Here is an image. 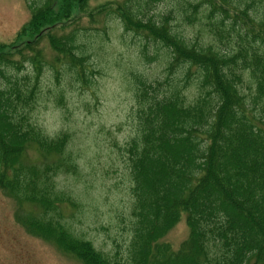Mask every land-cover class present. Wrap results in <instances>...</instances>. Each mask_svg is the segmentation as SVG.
I'll use <instances>...</instances> for the list:
<instances>
[{"label": "trees", "instance_id": "1", "mask_svg": "<svg viewBox=\"0 0 264 264\" xmlns=\"http://www.w3.org/2000/svg\"><path fill=\"white\" fill-rule=\"evenodd\" d=\"M91 1L30 2L31 19L16 40L29 41L0 43V190L17 201L19 220L82 264H122L70 231L64 208L81 205L57 178L80 172L72 135L51 137L34 120L47 64L56 78L63 70L79 87L93 84L87 31L55 29L75 26L76 10L93 23L111 16L142 42L143 63H164L153 76L128 73L134 135L113 143L132 199L126 264H264V0H177L188 25L203 15L209 44L176 31L172 13L150 16L158 0L95 8ZM14 52H29L23 63L33 77H20L24 64ZM24 208L32 212L23 216ZM183 216L189 237L174 251L161 240Z\"/></svg>", "mask_w": 264, "mask_h": 264}, {"label": "rangeland", "instance_id": "2", "mask_svg": "<svg viewBox=\"0 0 264 264\" xmlns=\"http://www.w3.org/2000/svg\"><path fill=\"white\" fill-rule=\"evenodd\" d=\"M42 1L0 0V43H15V46L22 48L30 38L16 40L31 19L28 4L35 2L39 6ZM128 1L131 0H92L91 5L95 8L108 2ZM153 5L149 15L172 13L176 20L171 21V25L188 41L212 42V38L204 32L206 20L203 15L195 14L199 20L188 25L177 0H158ZM185 13L193 14L190 8L185 9ZM73 17L77 19L75 26L55 30L60 32L59 35L76 29L87 31L83 33L87 36L84 41L88 43L87 48H90L91 53L89 66L94 70L91 76L93 84L87 89L79 87L72 83L63 70L56 78L53 69L47 64L41 77L42 95L37 99L34 120L51 137L61 131L72 135L71 147L80 172L76 175L61 174L57 178L58 189L81 205L79 209L70 206L64 208L70 231L91 241L97 250L112 261L126 264L127 246L131 238L127 226L130 223L132 199L127 171L113 143L123 144L134 135L131 115L135 102L129 90L128 73L143 72L153 76L161 73L164 63H143L139 58V43L142 42L125 33L119 19L102 15L93 23L85 16H80L77 10ZM41 48L51 63L53 55L48 41L43 40ZM28 56L29 52L24 54V57ZM24 57L14 52L13 60L23 63ZM23 64L20 77L28 74L33 77L32 67ZM53 66L59 71L64 67ZM29 157H36L33 150L29 152ZM20 209L15 199L0 190V264H82L55 244L31 234L19 220L17 213ZM24 210L23 216L28 211L32 212L29 208ZM188 237L189 229L183 216L161 242L177 251Z\"/></svg>", "mask_w": 264, "mask_h": 264}]
</instances>
